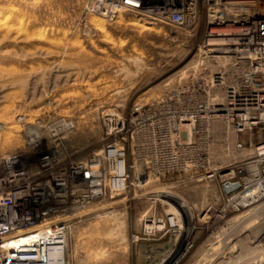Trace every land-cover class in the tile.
Returning a JSON list of instances; mask_svg holds the SVG:
<instances>
[{
    "label": "rangeland",
    "instance_id": "374dc122",
    "mask_svg": "<svg viewBox=\"0 0 264 264\" xmlns=\"http://www.w3.org/2000/svg\"><path fill=\"white\" fill-rule=\"evenodd\" d=\"M91 5L92 0H0V9L11 12L6 25L0 21V157L58 117L74 124L62 134L63 144L89 150L100 142L105 111L127 113L145 105L193 69L200 38L189 29L125 10L108 20ZM230 137L228 149L217 142L213 151L215 172L210 164L203 176L173 173L146 190L109 196L85 209L69 239V264H264V195L243 208L236 203L239 195L257 190L251 179L264 127ZM232 168L240 187L227 194L223 173ZM160 192L185 201L192 217L182 211L177 226L147 236L134 224L146 208L152 211L150 198L166 201L163 215L178 205ZM132 234L140 239L133 242Z\"/></svg>",
    "mask_w": 264,
    "mask_h": 264
},
{
    "label": "built area",
    "instance_id": "2783aa9c",
    "mask_svg": "<svg viewBox=\"0 0 264 264\" xmlns=\"http://www.w3.org/2000/svg\"><path fill=\"white\" fill-rule=\"evenodd\" d=\"M97 4L111 14L126 7L144 20L189 29L200 38V55L185 78L153 101L127 113L105 111L95 147L63 144L74 124L58 117L0 157V264H69V239L85 209L173 173L203 176L217 142L228 149L231 132L238 137L264 127V0ZM223 175L225 186L235 182V168ZM150 203V214L134 224L147 236L182 221L179 205L163 215L166 201L151 197Z\"/></svg>",
    "mask_w": 264,
    "mask_h": 264
},
{
    "label": "bare ground",
    "instance_id": "6f19581e",
    "mask_svg": "<svg viewBox=\"0 0 264 264\" xmlns=\"http://www.w3.org/2000/svg\"><path fill=\"white\" fill-rule=\"evenodd\" d=\"M90 9H93V11H95L99 16L108 19V20H113L116 15L122 11H129L126 7H121L116 9L113 13L115 14H111L109 13L105 8L101 7L100 5L97 4V0H92V5L90 6ZM11 17V12L10 10L6 9V8H1L0 9V21L3 25H6L8 22V19ZM92 20V19H91ZM10 24V23H9ZM8 24V25H9ZM7 25V27H8ZM1 27V26H0ZM5 28V26L3 27ZM20 30V29H19ZM128 60V59H127ZM184 78V77H183ZM63 128H67L66 125L63 126ZM16 143L11 140L9 141V146H15ZM258 163L257 169L255 166V173L254 177L251 179V183L253 184V186H256L254 188H256V192L259 191L260 192V197L256 195V192L253 191V189L249 192H245L244 194H241L238 196V201L236 203H239L238 205L241 206V208L246 207L256 201H258L259 199H261V197H263L264 195V144L258 145ZM5 156V155H4ZM257 161V160H256ZM253 172V171H252ZM250 182V181H249ZM246 183V182H245ZM251 184V185H252ZM255 184V185H254ZM255 190V189H254ZM258 193V192H257ZM158 196L166 198L168 200H173L176 201L177 204L179 205V207L182 209V211L185 213V216L190 218L192 217V212L189 209V207L187 206L186 202L179 199L176 195L172 194V193H167V192H160L158 194ZM235 197V196H234ZM159 198V197H158ZM237 198V197H236ZM259 198V199H258ZM178 200V201H177ZM148 216V213H145L144 215L142 214L141 218L139 220H137V222H142L144 221L145 217ZM116 220V219H115ZM114 224H116V226L118 227H122V223L119 221H114ZM124 225V224H123ZM185 230L188 231V227H185ZM110 231V230H109ZM114 232V231H113ZM112 231L108 232L107 235L110 236L112 233ZM191 232V231H189ZM187 234V233H186ZM189 236V234H188ZM254 248V247H253ZM102 250V248L100 249V251ZM99 251V250H98ZM103 251V250H102ZM241 253V252H240ZM106 255V252H102L101 256L104 257Z\"/></svg>",
    "mask_w": 264,
    "mask_h": 264
},
{
    "label": "water",
    "instance_id": "95a60500",
    "mask_svg": "<svg viewBox=\"0 0 264 264\" xmlns=\"http://www.w3.org/2000/svg\"><path fill=\"white\" fill-rule=\"evenodd\" d=\"M240 185L238 183H232L229 186L225 187V192L227 194L232 193L234 190L238 189Z\"/></svg>",
    "mask_w": 264,
    "mask_h": 264
},
{
    "label": "crops",
    "instance_id": "0c3cea01",
    "mask_svg": "<svg viewBox=\"0 0 264 264\" xmlns=\"http://www.w3.org/2000/svg\"><path fill=\"white\" fill-rule=\"evenodd\" d=\"M144 212H148L150 214L151 210L149 208H146Z\"/></svg>",
    "mask_w": 264,
    "mask_h": 264
}]
</instances>
